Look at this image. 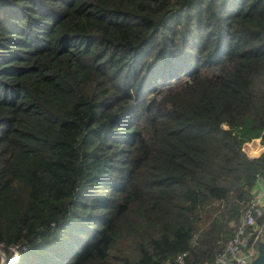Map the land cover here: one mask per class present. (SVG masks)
Listing matches in <instances>:
<instances>
[{
	"label": "trees",
	"instance_id": "1",
	"mask_svg": "<svg viewBox=\"0 0 264 264\" xmlns=\"http://www.w3.org/2000/svg\"><path fill=\"white\" fill-rule=\"evenodd\" d=\"M254 138L264 0H0V264H210Z\"/></svg>",
	"mask_w": 264,
	"mask_h": 264
},
{
	"label": "built area",
	"instance_id": "2",
	"mask_svg": "<svg viewBox=\"0 0 264 264\" xmlns=\"http://www.w3.org/2000/svg\"><path fill=\"white\" fill-rule=\"evenodd\" d=\"M243 148L248 154L256 155L264 150V143L254 138ZM257 181V189L235 224L232 235L216 251L210 264H246L256 256L259 243L264 241V174H258ZM180 258L178 255L176 261Z\"/></svg>",
	"mask_w": 264,
	"mask_h": 264
},
{
	"label": "water",
	"instance_id": "3",
	"mask_svg": "<svg viewBox=\"0 0 264 264\" xmlns=\"http://www.w3.org/2000/svg\"><path fill=\"white\" fill-rule=\"evenodd\" d=\"M4 256H2L1 264H3ZM246 264H264V241L258 245L257 255L252 259V261Z\"/></svg>",
	"mask_w": 264,
	"mask_h": 264
},
{
	"label": "rangeland",
	"instance_id": "4",
	"mask_svg": "<svg viewBox=\"0 0 264 264\" xmlns=\"http://www.w3.org/2000/svg\"><path fill=\"white\" fill-rule=\"evenodd\" d=\"M13 257V256H12ZM11 257V259L9 260L10 261V263L9 264H14L16 261H17V258L16 257H14V258H12ZM4 264V263H3Z\"/></svg>",
	"mask_w": 264,
	"mask_h": 264
},
{
	"label": "clouds",
	"instance_id": "5",
	"mask_svg": "<svg viewBox=\"0 0 264 264\" xmlns=\"http://www.w3.org/2000/svg\"><path fill=\"white\" fill-rule=\"evenodd\" d=\"M17 255H18V253H17V251H15V252L13 253V257H12V258H14V257L17 258ZM256 255H257V254H256ZM3 263H4V260H3Z\"/></svg>",
	"mask_w": 264,
	"mask_h": 264
}]
</instances>
